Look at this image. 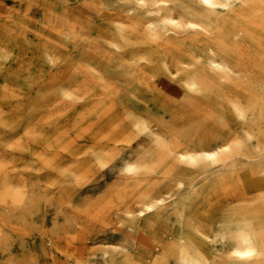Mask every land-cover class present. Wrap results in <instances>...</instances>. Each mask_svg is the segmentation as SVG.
<instances>
[{
	"label": "rangeland",
	"instance_id": "rangeland-1",
	"mask_svg": "<svg viewBox=\"0 0 264 264\" xmlns=\"http://www.w3.org/2000/svg\"><path fill=\"white\" fill-rule=\"evenodd\" d=\"M117 257L264 264V0H0V264Z\"/></svg>",
	"mask_w": 264,
	"mask_h": 264
},
{
	"label": "bare ground",
	"instance_id": "bare-ground-1",
	"mask_svg": "<svg viewBox=\"0 0 264 264\" xmlns=\"http://www.w3.org/2000/svg\"><path fill=\"white\" fill-rule=\"evenodd\" d=\"M193 15H195L196 18H194V19H188L187 21H188V24L189 25H196V26H199L200 28H202L204 30L210 29V25L207 22V20L205 19V14L202 11H197ZM116 264H125V263H122L121 260H117L116 261Z\"/></svg>",
	"mask_w": 264,
	"mask_h": 264
},
{
	"label": "crops",
	"instance_id": "crops-1",
	"mask_svg": "<svg viewBox=\"0 0 264 264\" xmlns=\"http://www.w3.org/2000/svg\"><path fill=\"white\" fill-rule=\"evenodd\" d=\"M247 249H245L244 251H239V253L244 254V255H249L254 251V248L251 244H247ZM119 260L122 261V263L125 264H136L135 262H131L130 260H128L127 258H121V257H117ZM181 264H188L187 260L185 257H181Z\"/></svg>",
	"mask_w": 264,
	"mask_h": 264
}]
</instances>
